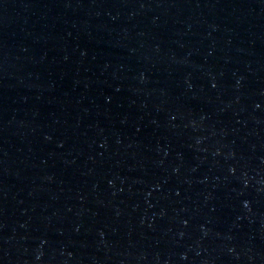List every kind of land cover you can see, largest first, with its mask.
<instances>
[{
  "label": "water",
  "instance_id": "1",
  "mask_svg": "<svg viewBox=\"0 0 264 264\" xmlns=\"http://www.w3.org/2000/svg\"><path fill=\"white\" fill-rule=\"evenodd\" d=\"M0 264H264V0H0Z\"/></svg>",
  "mask_w": 264,
  "mask_h": 264
}]
</instances>
